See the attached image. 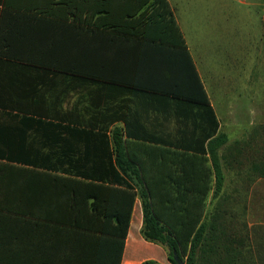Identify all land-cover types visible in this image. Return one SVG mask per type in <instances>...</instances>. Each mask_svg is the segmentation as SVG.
<instances>
[{"label": "crops", "instance_id": "obj_1", "mask_svg": "<svg viewBox=\"0 0 264 264\" xmlns=\"http://www.w3.org/2000/svg\"><path fill=\"white\" fill-rule=\"evenodd\" d=\"M25 1L41 6L42 16L67 14L59 7L60 0ZM168 2L218 118L219 129L227 135V145H236L229 154L231 166L223 169L221 197L228 194L230 206L243 202L232 207L243 209V222L250 228L257 224L252 221L257 192L262 193L261 206L264 201V178L255 176L246 165L252 150L264 145V44L260 58L251 60L248 68H241L245 74L241 79L243 91L232 84L230 92L234 97L223 109L216 99L221 86L216 82L218 71L206 36V32L215 30L216 17L197 19L198 43L194 54L187 24L195 11L205 10L202 2ZM207 9L216 11V4L206 8V13L213 14ZM1 10L2 6L0 15ZM15 40L19 43L11 41L15 49L12 55L0 57V257L6 263L19 256L20 264H171L167 249L146 241L142 235L143 212L138 195L128 234L126 238L123 235V220L131 203L129 193L138 191L126 187V182H131L118 168H110L108 146L111 150L113 129L129 127L146 138L123 140L130 146V156L147 161L151 180L169 176L170 168L166 166L171 167V154L178 151L183 153L186 178L195 190H203L205 179L210 178V157L208 141L197 130L198 122L193 117L197 108L186 106L187 117L182 124L181 118L174 116L171 94L112 82L109 75L97 78L91 67L90 73L84 75L56 71L18 56L22 40ZM111 45L117 51L109 52L107 42L94 45L85 40V65L90 64L94 55L99 57L101 66L121 59L122 46ZM170 76L155 70L149 86ZM114 78L122 79L118 75ZM124 79L134 82L130 75ZM255 84H259L262 93L260 104L253 93ZM244 92L250 105L257 107L255 110H245L241 104ZM80 130H101L107 137L78 138ZM237 149L241 150L240 155ZM160 161L164 163L163 169L157 166Z\"/></svg>", "mask_w": 264, "mask_h": 264}, {"label": "trees", "instance_id": "obj_2", "mask_svg": "<svg viewBox=\"0 0 264 264\" xmlns=\"http://www.w3.org/2000/svg\"><path fill=\"white\" fill-rule=\"evenodd\" d=\"M0 6V57L11 56V51L15 50L11 41L18 44L19 40L15 39L20 37L22 45L18 56L41 62L45 67L81 75L90 73L88 67H91L97 78L109 75L112 82L134 85L136 89L152 90L162 95L171 94L174 116L180 117L182 124L187 117L186 106L197 108L193 117L198 122L197 130L204 141H208L210 157V178L205 179L203 190H195L186 178L183 153L178 151L171 154V167L166 166L170 168L169 176L151 180L147 174V161L130 156V146L123 140L124 137L146 138L129 127L112 130L111 150L108 146L110 168L113 171L118 168L131 182H126V187L138 191V194L129 193L130 208L123 220L125 238L138 195L143 212L142 235L148 242L163 245L171 264H178L174 253L183 264H264V224L249 228L244 223L242 235L228 234L223 219L226 210L221 208V203L216 206V198H225L221 197L225 179L223 169L231 166L229 154L236 145H227V135L219 129L218 118L168 0H60L59 7L70 15L54 18L39 15L43 13L42 7L31 1L0 0ZM88 39L94 45L107 42L109 52L117 51L111 44L122 46V58L109 60L107 65L101 66L99 57L94 55L90 64L85 65L84 42ZM109 67L115 69L111 71ZM155 70L171 76L149 86V78L153 77ZM116 75L122 79L116 80ZM127 75L134 78V82L125 80ZM172 85L174 88L170 89ZM80 131L78 138L107 137L101 130ZM153 149L163 157L158 148ZM88 151L86 149V155ZM255 151L253 149L252 153ZM253 154L247 156L246 165L255 176L264 178V149L260 158H252ZM157 166L163 169V161ZM159 185L162 189L157 187ZM184 187L189 190L182 191ZM249 243L253 247L252 256L245 255L241 249ZM0 264H20V258L15 256L5 263L0 257Z\"/></svg>", "mask_w": 264, "mask_h": 264}, {"label": "rangeland", "instance_id": "obj_3", "mask_svg": "<svg viewBox=\"0 0 264 264\" xmlns=\"http://www.w3.org/2000/svg\"><path fill=\"white\" fill-rule=\"evenodd\" d=\"M202 2L203 11H196L193 13V20H190L188 25L187 37L189 43L194 51L197 53V26L196 21L201 16L202 18L210 15L216 17L215 30L212 32H206L208 37V44L211 47L210 54L215 58L216 62V82L220 84L221 90L216 91V99L219 103H222L223 109L229 106L231 97H234L231 91V85L236 84L243 91L244 77L241 68H248L251 60L254 62L257 58H260V51L263 49L264 40V0H198ZM216 4V11L213 14L206 13V8L212 4ZM252 4H258L254 6ZM212 59V58H211ZM213 61V60H212ZM246 63V66H241V63ZM242 63V64H243ZM242 74V75H241ZM248 75V73H247ZM231 76H237L236 79H232ZM223 86V87H222ZM259 84H255V90L253 93L257 103L261 102V91L259 92ZM249 94L252 91H247ZM212 93V92H211ZM231 95V96H230ZM241 104L245 105V110H255L257 107L250 105L248 95L244 92L241 96ZM246 114V113H244ZM256 151L252 155V158H260L263 155L264 145L262 149L257 146ZM252 162V160H251ZM225 198H216V206L221 203V208L226 210L224 215V224L228 227V234L242 235L244 218L242 217L243 209L233 208L232 206L240 205L243 202H233L231 206L229 204V195L225 194ZM261 191L257 192L258 201L254 204V214L252 221L257 224H264V201H261ZM227 230V229H226ZM264 236V232H263ZM235 247V245L233 246ZM245 255H253V247L251 243L245 248H241Z\"/></svg>", "mask_w": 264, "mask_h": 264}, {"label": "water", "instance_id": "obj_4", "mask_svg": "<svg viewBox=\"0 0 264 264\" xmlns=\"http://www.w3.org/2000/svg\"><path fill=\"white\" fill-rule=\"evenodd\" d=\"M174 259L178 262V264H183V262L179 260L176 253H174Z\"/></svg>", "mask_w": 264, "mask_h": 264}]
</instances>
